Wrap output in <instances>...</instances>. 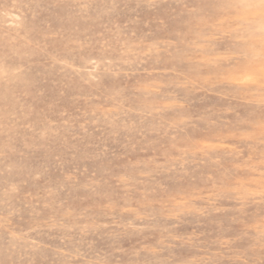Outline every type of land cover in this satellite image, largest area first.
Segmentation results:
<instances>
[{
	"label": "rangeland",
	"instance_id": "rangeland-1",
	"mask_svg": "<svg viewBox=\"0 0 264 264\" xmlns=\"http://www.w3.org/2000/svg\"><path fill=\"white\" fill-rule=\"evenodd\" d=\"M0 264H264V0H0Z\"/></svg>",
	"mask_w": 264,
	"mask_h": 264
}]
</instances>
